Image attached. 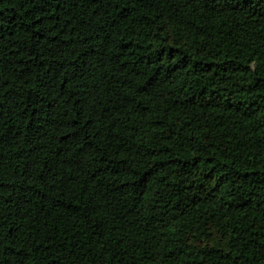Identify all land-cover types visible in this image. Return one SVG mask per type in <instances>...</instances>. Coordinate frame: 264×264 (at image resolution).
<instances>
[{"label": "trees", "instance_id": "trees-1", "mask_svg": "<svg viewBox=\"0 0 264 264\" xmlns=\"http://www.w3.org/2000/svg\"><path fill=\"white\" fill-rule=\"evenodd\" d=\"M0 264H264V0H0Z\"/></svg>", "mask_w": 264, "mask_h": 264}]
</instances>
